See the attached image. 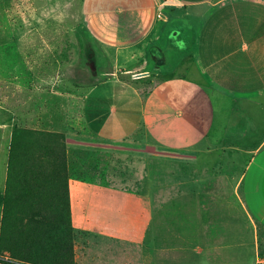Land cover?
<instances>
[{
	"label": "crops",
	"instance_id": "0c3cea01",
	"mask_svg": "<svg viewBox=\"0 0 264 264\" xmlns=\"http://www.w3.org/2000/svg\"><path fill=\"white\" fill-rule=\"evenodd\" d=\"M0 1V53L13 58L9 71L23 60L33 78L27 54L55 38L27 35L31 8L17 15ZM80 12L121 72L82 95L86 136L141 155L146 175L132 186L69 180L74 264H264V0H81ZM164 43L174 46L167 64L154 55ZM98 86L109 93L95 100ZM39 94L0 78V218L13 127L52 118ZM6 254L0 264H34Z\"/></svg>",
	"mask_w": 264,
	"mask_h": 264
},
{
	"label": "rangeland",
	"instance_id": "374dc122",
	"mask_svg": "<svg viewBox=\"0 0 264 264\" xmlns=\"http://www.w3.org/2000/svg\"><path fill=\"white\" fill-rule=\"evenodd\" d=\"M6 2L16 5L17 15H25V7L31 8L32 30L26 27L27 35L31 34L37 41H40L41 36L50 40L55 38L47 46L44 42L34 43L33 50L27 54L30 64L35 66L33 78L26 74L23 60L17 59L16 70L9 71L13 58L10 53H0L1 80L20 82L28 88L33 84L37 85L39 93H42L38 95V109L52 117L46 119L42 126L18 125L60 134L35 136L39 156L30 181L35 205L33 204L32 210L23 221L14 226L13 253L17 260L34 264H74L72 259L75 234L69 226L68 212L62 203L63 178L66 177L67 182L72 178L121 180L132 186L144 173L146 175L141 155L114 148L106 149L94 142L86 136L81 118L82 95L85 91L94 82L121 76V72L113 65L109 54L90 40L82 29L81 0ZM21 31H24L23 28ZM164 45L165 43L163 47ZM11 46L7 47L12 48ZM14 55L18 57L16 52ZM154 55L161 56L158 52ZM150 62L152 65L156 64L153 58H150ZM161 62L167 64L168 55ZM134 70L127 74L128 77L134 74ZM143 87L146 92L147 86ZM104 89L106 88L101 86L95 89V100L96 97L103 98ZM120 91L123 92V98L129 101V109L132 111L137 105L131 92L126 89ZM106 92L109 93L107 89ZM230 174L234 176L237 173ZM126 212L132 219L129 221V228H137L135 211L128 208ZM263 248L264 236L260 233V254H264ZM6 256L10 257L9 254Z\"/></svg>",
	"mask_w": 264,
	"mask_h": 264
},
{
	"label": "trees",
	"instance_id": "16d2710c",
	"mask_svg": "<svg viewBox=\"0 0 264 264\" xmlns=\"http://www.w3.org/2000/svg\"><path fill=\"white\" fill-rule=\"evenodd\" d=\"M158 50L159 46H152ZM151 55V52H150ZM36 135L60 136L59 133L34 130L19 125L12 129L6 168V179L0 218V252H7L13 259L14 226L23 221L34 204V193L30 187L38 160ZM63 204L69 216L68 182L63 178ZM57 198V197H56ZM54 198V199H56ZM60 199V197L58 198ZM35 205V204H34ZM69 226L70 217L68 218ZM0 262H4L1 261Z\"/></svg>",
	"mask_w": 264,
	"mask_h": 264
},
{
	"label": "flooded vegetation",
	"instance_id": "af4514ba",
	"mask_svg": "<svg viewBox=\"0 0 264 264\" xmlns=\"http://www.w3.org/2000/svg\"><path fill=\"white\" fill-rule=\"evenodd\" d=\"M173 47H174L173 45L166 44L164 48L158 51V53L162 52V55L166 56L170 52L171 48Z\"/></svg>",
	"mask_w": 264,
	"mask_h": 264
}]
</instances>
